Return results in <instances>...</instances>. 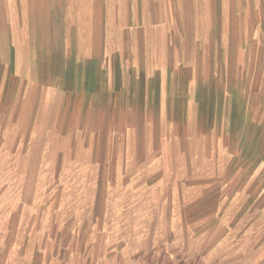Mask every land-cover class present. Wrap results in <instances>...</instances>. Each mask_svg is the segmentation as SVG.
<instances>
[{"label":"crops","instance_id":"crops-1","mask_svg":"<svg viewBox=\"0 0 264 264\" xmlns=\"http://www.w3.org/2000/svg\"><path fill=\"white\" fill-rule=\"evenodd\" d=\"M0 94L76 191L3 264L264 262V0H0Z\"/></svg>","mask_w":264,"mask_h":264},{"label":"rangeland","instance_id":"rangeland-1","mask_svg":"<svg viewBox=\"0 0 264 264\" xmlns=\"http://www.w3.org/2000/svg\"><path fill=\"white\" fill-rule=\"evenodd\" d=\"M5 107L4 94H0V264H3L4 259L8 256L10 251V256L12 257H17L22 252V247L19 245L23 240L15 237L16 225L20 222L21 214L29 215L37 212L40 213V211L44 209L46 214H51L52 218L53 208L57 209L59 213H63L65 209L64 204L68 197H75L76 195V191L68 190L70 175L53 174L51 172L39 175L35 173L34 170L37 163L43 161L46 165H49L48 169L52 170L54 168L53 161L55 159H40L27 155L36 154L38 150L44 149L46 145L51 146L54 143L22 141L21 138L26 139L30 137V135L26 133H28L32 127H21L18 125L16 123L17 119L15 118V114L18 111L13 110L6 112ZM21 130L26 132L21 134ZM57 160L59 162L60 159ZM263 183L264 177L257 181V185L254 186V192ZM36 199H39L38 204L36 203ZM257 206L259 207L260 203H258ZM198 208H201L200 205L190 206V214L195 213V210ZM206 208L208 210L212 209V207H205V209ZM221 209L222 211H227L228 207L224 206ZM26 224H30V221H26ZM46 224L50 229V233L53 234L54 222L46 221ZM140 224L141 226L144 224V226L147 227L153 225V223ZM211 224L212 223H210V225ZM238 224L243 225V223ZM197 225H199V223L190 222L189 231H196ZM193 241L195 242L196 238L189 239L191 247L196 245V243H192ZM16 242L17 245H15ZM49 250L47 246V251ZM196 256V254L190 252L189 259L185 264H198L194 259ZM240 257V255L237 256L238 264H242ZM256 264H264V262L259 261Z\"/></svg>","mask_w":264,"mask_h":264}]
</instances>
